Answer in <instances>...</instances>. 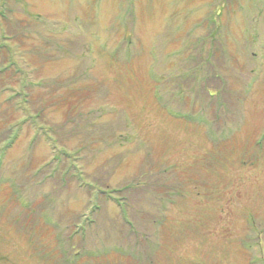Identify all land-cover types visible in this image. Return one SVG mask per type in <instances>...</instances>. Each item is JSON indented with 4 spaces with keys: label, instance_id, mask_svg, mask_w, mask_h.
Returning <instances> with one entry per match:
<instances>
[{
    "label": "rangeland",
    "instance_id": "rangeland-1",
    "mask_svg": "<svg viewBox=\"0 0 264 264\" xmlns=\"http://www.w3.org/2000/svg\"><path fill=\"white\" fill-rule=\"evenodd\" d=\"M0 8V264H264V0Z\"/></svg>",
    "mask_w": 264,
    "mask_h": 264
},
{
    "label": "trees",
    "instance_id": "trees-1",
    "mask_svg": "<svg viewBox=\"0 0 264 264\" xmlns=\"http://www.w3.org/2000/svg\"><path fill=\"white\" fill-rule=\"evenodd\" d=\"M217 1V0H216ZM231 1H234V2H237L238 0H231ZM240 1V0H239ZM16 2H17V0H16ZM4 3L5 2H3V5H4ZM239 4V3H238ZM229 5V10H228V12L230 13L232 10H233V7L236 5V3L234 4V6H232V5H230V4H228ZM232 6V7H231ZM238 6V5H237ZM238 8H239V11H240V9L242 8V6L240 7V5L238 6ZM3 12V9L2 8H0V19H3V22L5 23V21L7 22L8 20H9V18L7 17V15H4V12ZM221 14H218L217 15V19H218V17L220 16ZM3 22H2V28H0V58H4V56L3 55H10V57H9V59H10V62H13L14 64H15V61H14V59L16 58H14V56L13 55H11V50H10V48H12V49H14V47H13V44H12V41H15V36L12 34H5L4 33V27H5V24L3 25ZM207 22L208 23H210V24H214L213 23V20L212 19H207ZM208 23H206V25H208ZM13 33V32H12ZM214 47V46H213ZM213 47H210L209 48V50H208V54L209 55H212L213 54V52L215 51V53L217 54V53H220V54H223V51H221V48L219 47V48H213ZM8 55V56H9ZM224 55V54H223ZM3 69H5V68H3ZM13 71H16V69H12ZM11 67L10 68H8V69H5V70H2V71H0V77L1 76H6V75H9V77H10V73H11ZM16 77H17V75H15ZM63 89H64V87H63ZM25 90H28V89H25ZM58 90H60L59 88H58ZM85 92H86V90H84V89H82V90H78V91H76L75 93H74V101L71 103V105H70V110H74L73 111V113L72 114H75V111L76 110H78V111H80L81 113H83V107H82V105L85 103V101H86V95L87 94H85ZM71 95H73V92H71ZM56 102H60V100H57ZM42 114H43V111H41L40 113H38V115H39V117H37V118H41L42 117ZM72 114H70V115H72ZM76 115L78 116L79 115V113L77 112L76 113ZM86 115H87V113H86ZM55 142H56V140H55ZM14 143H16V141L14 142ZM11 148V146L9 147H6L5 146V144H4V155L7 153V151L9 150ZM0 161H2V158L0 159ZM39 175V174H38ZM31 178H35V177H38L37 176V172H35V173H33L32 172V174H31V176H30ZM57 179V177L54 179V180H56ZM60 179V182H62V178L60 177L59 178ZM0 185L1 186H3L2 188H4L5 187V189H8L9 187H8V184H6L5 185V183H3V182H1L0 183ZM0 186V187H1ZM137 187V186H136ZM133 189V188H132ZM128 190V194L130 193V191H132L131 189H127ZM102 191V190H101ZM126 192V191H125ZM27 192H26V187H23V185H22V187L20 186V187H13V189H12V192H11V197H12V199H14V201H15V203L16 204H18V206H20V207H23V209H22V211H24V212H28V215H29V217H30V219H31V221L35 218V217H38L39 219H41V226L43 227L42 229H44V228H46L45 229V233L47 234V233H50L49 234V236H50V239H51V241H52V243H53V246H55V248H57V249H59V248H61V244L63 243V241L64 240H66V241H71V242H73V240H74V237H76V235L74 236L73 234H71V235H67V236H65L64 235V229H62V230H58V229H60L59 227H61L60 225L58 226L57 224H55V220L56 219H54L53 218V220L52 219H50V215L49 214H45V212L44 211H41V210H39L38 208L36 209V211H35V214L33 213V211H32V209L29 207V205L28 204H26V200H27ZM99 195V194H98ZM8 196V195H7ZM126 196H127V194H126ZM46 199H53L52 197H51V195H45L44 196ZM106 197V196H105ZM106 198H108V197H106ZM109 199V198H108ZM9 200H7V202H8ZM119 202H122V201H119ZM123 204H124V202H122ZM95 209H97V206L96 207H94ZM30 210V211H29ZM51 214H54V212L53 211H51L50 212ZM126 214H127V212H126ZM38 221H36V223H37ZM128 224H132L131 222H129ZM128 227V226H127ZM49 228V229H48ZM56 228H57V230H56ZM133 228V224L130 226V229H132ZM134 229V228H133ZM48 235V234H47ZM47 235H43V236H47ZM81 242H85L86 240H84L83 238H82V236H78L77 237ZM80 242V243H81ZM71 246H70V248L71 249H73V248H75V244H73V243H71L70 244ZM126 252V251H125ZM125 252H122V253H125ZM87 254V256H93V253L92 252H88V253H86ZM126 254H127V252H126ZM127 255H130V254H127Z\"/></svg>",
    "mask_w": 264,
    "mask_h": 264
}]
</instances>
